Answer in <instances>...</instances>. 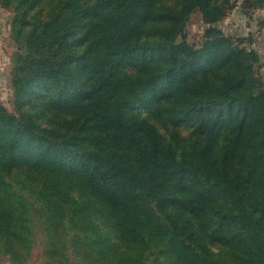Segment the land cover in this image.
<instances>
[{
	"label": "trees",
	"instance_id": "1",
	"mask_svg": "<svg viewBox=\"0 0 264 264\" xmlns=\"http://www.w3.org/2000/svg\"><path fill=\"white\" fill-rule=\"evenodd\" d=\"M0 3L20 47L15 110L0 103V255L264 264V88L245 38L217 25L230 0Z\"/></svg>",
	"mask_w": 264,
	"mask_h": 264
},
{
	"label": "rangeland",
	"instance_id": "2",
	"mask_svg": "<svg viewBox=\"0 0 264 264\" xmlns=\"http://www.w3.org/2000/svg\"><path fill=\"white\" fill-rule=\"evenodd\" d=\"M251 1L255 0H230L232 7L228 9L217 25L234 40L238 37L245 38L242 45L246 47L248 52L254 51L256 53L257 60L254 65L264 88V3L256 7L250 5ZM13 16L14 11L5 8L0 3V103L9 111L15 110L12 69L15 65L16 51L20 49L11 31ZM204 28L205 24L201 13L195 11L186 24V40L199 47L204 38ZM181 128L182 133L186 134L185 127L181 125ZM0 264L18 263L0 255ZM23 264H44V253L40 244L31 249Z\"/></svg>",
	"mask_w": 264,
	"mask_h": 264
}]
</instances>
